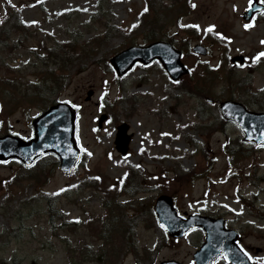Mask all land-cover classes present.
Returning <instances> with one entry per match:
<instances>
[{"label":"rangeland","instance_id":"374dc122","mask_svg":"<svg viewBox=\"0 0 264 264\" xmlns=\"http://www.w3.org/2000/svg\"><path fill=\"white\" fill-rule=\"evenodd\" d=\"M149 1H156L157 5L150 11L152 15L162 8V4L171 2L12 0L9 4L8 0H0V42L5 44L1 48H13L12 52L0 50V58L6 59L7 64L16 70V79H19L14 89L19 94L9 95L6 100V104L20 105L13 109L10 122L19 135L31 137L32 118L40 114L45 103L42 98H37L39 91L34 89L40 82L37 74L55 69L60 75L57 86L60 88L54 98L68 101L77 108L76 134L83 151V161L77 172L71 175H65L51 158L44 157L48 162L45 165L48 177L43 180L36 178L40 175L39 166L33 167L32 171H24L17 163L9 166L0 164V207L4 206L0 208V260L15 261L17 264H33L35 261L40 264H75L82 245L100 244L96 232L107 214L104 189L111 183L120 182V186L125 188H138V184L143 190L135 195H123L121 201L132 199V202L139 200L145 204H152L163 188L170 186L174 189L180 185L176 202L182 212L224 214L235 220L242 245L254 260L264 264V190L246 181L250 171L254 173L259 169L264 173V149L259 150L252 160L238 161L240 172L228 169L223 144L228 138L236 140L240 137L239 127L232 122L220 130L215 124L211 128L197 127L196 107L198 101L205 99L191 95L186 87L172 82L157 61L148 66L137 64L120 80L113 70L108 69L110 58L117 52L131 45L149 44L142 33L144 31H136L139 25L140 28L145 25L142 11ZM181 1L185 11L178 16V21L186 25L182 26L184 31L178 29L177 21L165 24L166 35L173 36L176 46L191 41L209 46L213 40H207L203 35L216 36L224 31L228 36L215 43L212 53L206 56L213 65H217L228 53H244L250 58L264 51V43H261L264 41V13L260 19L251 22L253 27H244L247 23L242 12L248 7L249 0H179L178 5L172 6L176 12L182 7ZM165 17L166 14L159 23H166ZM18 21L29 28L18 32L15 28ZM108 23L113 30L106 33L104 30ZM209 26H214L212 31H207ZM184 27L202 35L185 40L191 31ZM95 37H99L98 42ZM63 41L94 46L90 64L79 67L83 59L75 57L60 72L52 60L41 59L45 57V49ZM219 48L222 53L226 48L225 55L220 53ZM73 53L70 52L69 56ZM183 60L190 67L195 63L192 57L185 56ZM230 65L228 62L227 68ZM261 66L254 76L258 90H264V63ZM237 68L236 71L245 73L244 68ZM90 90L94 93L88 101L86 97ZM178 96L185 97L179 104ZM115 99V104H106ZM253 107L259 106L254 104ZM210 110L215 115L218 106H212ZM102 113L109 114V118L104 127L99 128L97 121ZM124 121L130 124L129 132L133 134L126 157L117 152L114 144L116 127ZM89 152L91 155H88ZM211 162L213 164L210 165ZM128 165L132 175L130 179H125ZM193 170L204 174L195 180L190 179L189 172ZM11 178L14 179L8 183ZM128 180L133 184H128ZM47 193L57 195L55 207L59 211L61 208L67 217L65 223L50 224L46 213ZM240 195L247 197L253 215L245 209ZM128 214L137 216L138 243L151 251V259H145L142 264H159L171 259L194 264L193 254L201 237L200 231L176 240L169 238L156 221L147 225V210L144 213L141 210L137 213L129 211ZM70 253L73 258L69 257ZM135 258L134 254H127L118 264H136ZM220 264L229 262L222 260Z\"/></svg>","mask_w":264,"mask_h":264},{"label":"water","instance_id":"95a60500","mask_svg":"<svg viewBox=\"0 0 264 264\" xmlns=\"http://www.w3.org/2000/svg\"><path fill=\"white\" fill-rule=\"evenodd\" d=\"M264 9V5L254 0L253 4L243 15L249 20L255 12ZM198 54L206 55L208 50L202 45L193 48ZM182 51L176 49L166 41H157L147 46H131L128 49L117 53L111 59L118 76H123L136 65L137 62L149 65L155 59L164 64V67L171 78L180 79L189 74L190 70L181 60ZM235 62H244L243 55L234 56L231 59ZM88 93L86 100L93 95ZM222 115L229 121H235L241 127L244 138L247 142L257 146H264V113L250 111L245 104L236 100H228L220 103ZM107 115L99 118V126L102 127ZM76 112L67 103H57L44 111L33 120L34 136L27 141L13 135L0 138V160L9 161L10 158L23 160L31 166L43 154L52 152L60 157V168L66 173L76 170L80 159L81 149L75 138ZM130 126L127 123L120 124L115 140L118 152L127 155L130 149L132 135L129 134ZM157 219L164 225L168 233L174 238H181L193 228L205 229L207 236L203 245L196 250L194 260L197 264H215V261L227 254L232 264H255L249 259V254L238 243V232L225 227L223 219H216L198 214L184 217L174 206V199L169 195H160L154 206ZM160 264H181L171 259L162 261Z\"/></svg>","mask_w":264,"mask_h":264},{"label":"trees","instance_id":"16d2710c","mask_svg":"<svg viewBox=\"0 0 264 264\" xmlns=\"http://www.w3.org/2000/svg\"><path fill=\"white\" fill-rule=\"evenodd\" d=\"M156 1H152L149 3L150 7H154ZM179 0H171L170 4H162V12L159 8L157 11H154L156 14L150 13V8L143 13V21L145 25L140 28L138 26L136 31L142 32L145 36V40L147 42L158 40V39H167V33L165 30V24H168L173 21H177V25L180 26L178 17L180 14L185 11V7L182 5V1L180 4L184 9L178 8L176 12L172 6L178 5ZM186 3V2H185ZM148 5V6H149ZM155 8V7H154ZM158 12V13H157ZM166 14V23H159L160 19L163 21V18ZM178 17V18H177ZM116 27V26H115ZM117 28V27H116ZM113 27L106 24L105 32H112ZM197 31L191 32V34H187L186 39H191V36L194 37ZM199 33V32H198ZM107 35V34H106ZM99 37H95V41L98 42ZM189 44L186 42L185 45ZM60 50H57L56 47H60ZM183 46L180 45V48ZM72 49V51L70 50ZM94 46H89L88 44L83 45H71V42H60L59 44H55L54 47H49L47 51V56L52 59L54 63L57 64L58 58L57 56L62 55V64L60 63L58 68L60 71L66 67V65L70 62L72 57H78L79 59H83L81 65L83 66L88 64L94 53ZM72 56H69L70 52H73ZM46 61V60H45ZM229 60H220L217 66H213L210 61H200L196 60V64L194 69L192 70V74L183 79L180 82L184 88L190 92L191 95H196L205 99L208 95L215 96V102L218 103L221 100L220 96H226V98L233 99H241L245 98L244 103L248 106L253 107L254 104L258 105L259 109H264V99L259 95L260 93L256 92L254 88V83L252 81L251 76H244L241 72L236 71L234 66H230L227 68ZM90 64V63H89ZM108 66V65H107ZM64 67V68H63ZM110 68V66H109ZM251 70V69H250ZM38 80L40 82L35 87L38 93V99L42 98L45 102L42 105V108H48L53 103H56L57 100L54 98L55 94L59 90L60 86H58L59 77L56 71L50 70L43 73L37 74ZM11 78V77H10ZM9 81V80H8ZM11 84V82H9ZM8 86V85H7ZM45 95V96H43ZM48 96V97H47ZM51 96V97H50ZM243 96V97H242ZM40 101V100H38ZM133 102V101H132ZM110 103V102H109ZM196 117H198L197 126L209 127L210 125H218V129H224V125L226 124V120L221 115H214L211 113V106L206 105L205 101L198 102L197 104ZM258 108V107H256ZM239 143V144H238ZM228 153H230L229 161L233 162L234 159H240L244 156L250 155V151L255 148H242L241 142H232L225 146ZM53 160L54 165H57L58 159L54 156H50ZM46 163V162H45ZM42 172L39 169L40 175L37 176V179L43 180L48 177V172L45 169V165L41 168ZM191 175L200 174L197 171L190 172ZM256 177V175H254ZM261 182H264V175L257 176V180L255 181V185H260ZM128 184H133V181H129ZM165 186V185H164ZM179 186V187H178ZM178 188L170 189L171 187L163 188V193H169L173 196L179 195V191L181 190L180 185ZM166 187V186H165ZM113 189H116L113 192ZM135 187L131 186L130 189L125 188L124 185L116 188L114 186H109L104 189L105 198L104 205L107 211V214L102 218V224H100L96 234L98 239L101 241L99 245H84L81 250L78 251L77 261L75 264H88L90 261H97L100 263L107 264H118L120 261L126 257L127 254H134L135 260L137 264H142L144 260L151 259V251L147 247H141L138 243V232L137 226L138 222L136 220L137 216L132 215L129 216L128 212L132 211L137 213V211L144 213V211H148L149 214L146 218L149 226V222H155L153 219L154 209H152V204L145 202H140L136 200L132 201H119V197L124 193H131L135 191ZM140 188H138V192H140ZM109 197L112 199L110 200ZM53 196H47L48 202V212L50 218L52 219V223H54L53 218L57 220L58 218H62V215L58 208L55 207ZM153 201V199H152ZM139 203V204H137ZM153 224V223H152ZM71 257L73 254L70 255ZM0 264H6L3 260ZM13 264H17L14 262ZM33 264H40L38 261Z\"/></svg>","mask_w":264,"mask_h":264},{"label":"flooded vegetation","instance_id":"af4514ba","mask_svg":"<svg viewBox=\"0 0 264 264\" xmlns=\"http://www.w3.org/2000/svg\"><path fill=\"white\" fill-rule=\"evenodd\" d=\"M0 47H1V45H0ZM13 109H17V108L12 106L10 108L8 114L6 115L5 107L0 104V137L8 135L9 133H14V134L18 135V133L15 130L14 124L12 122H10V119L12 116L11 114L13 113ZM11 163L12 162L4 164L3 162H0V164H3L4 166H9ZM227 227L228 228H235V229L239 228L236 226L235 220L228 219V218H227Z\"/></svg>","mask_w":264,"mask_h":264},{"label":"snow or ice","instance_id":"6c2138e0","mask_svg":"<svg viewBox=\"0 0 264 264\" xmlns=\"http://www.w3.org/2000/svg\"><path fill=\"white\" fill-rule=\"evenodd\" d=\"M11 2H12V0H8V3L9 4H11ZM251 4H252V0H249V5L251 6ZM13 7H15V5H13ZM193 7H195V5H193ZM84 10L86 11L87 9H84ZM147 10H148L147 7H145L144 11L146 12ZM31 23H35V21H32ZM181 26H184V25H181ZM133 27H135V25ZM213 27L214 26H209V28L207 29V31H212V28ZM244 27L245 28H249V27H251V25L245 24ZM217 35H220V34L218 33ZM261 43H264V41H261ZM261 57H264V51L258 52L257 55L252 58V63L253 64L257 63L260 60ZM241 66H243V65H241ZM176 83H179V81H176ZM262 135H264V133H262ZM84 151L87 152V149H85ZM88 155H91V153L89 152ZM137 167H139V165H137ZM97 179H99V177H97ZM64 190L65 189H61V191H64ZM161 227H165V226L164 225H161ZM223 255H224V259L225 260H228L227 254L225 253ZM245 255H247V253H245ZM249 259H254V258L251 257V256H249Z\"/></svg>","mask_w":264,"mask_h":264},{"label":"bare ground","instance_id":"6f19581e","mask_svg":"<svg viewBox=\"0 0 264 264\" xmlns=\"http://www.w3.org/2000/svg\"><path fill=\"white\" fill-rule=\"evenodd\" d=\"M75 45L76 43H74V41L73 42H71V45ZM56 49L57 50H60L61 49V46L60 47H56ZM58 58H55V59H58V62H57V64L56 63H54V64H56L57 66H59V64L61 63L62 64V59H63V57H62V55H59V56H57ZM74 58L75 57H72V59L70 60V62H72V61H74ZM78 59V58H77ZM81 60V59H80Z\"/></svg>","mask_w":264,"mask_h":264}]
</instances>
